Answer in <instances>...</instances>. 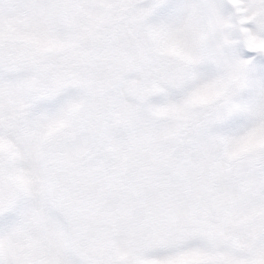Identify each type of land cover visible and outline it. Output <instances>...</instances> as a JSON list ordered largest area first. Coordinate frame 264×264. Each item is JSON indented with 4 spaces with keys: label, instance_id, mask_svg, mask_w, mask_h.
<instances>
[{
    "label": "snow or ice",
    "instance_id": "1",
    "mask_svg": "<svg viewBox=\"0 0 264 264\" xmlns=\"http://www.w3.org/2000/svg\"><path fill=\"white\" fill-rule=\"evenodd\" d=\"M0 264H264V0H0Z\"/></svg>",
    "mask_w": 264,
    "mask_h": 264
}]
</instances>
